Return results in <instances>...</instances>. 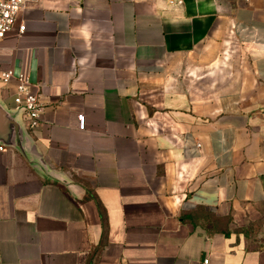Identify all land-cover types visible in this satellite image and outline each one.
Here are the masks:
<instances>
[{"label": "crops", "instance_id": "crops-1", "mask_svg": "<svg viewBox=\"0 0 264 264\" xmlns=\"http://www.w3.org/2000/svg\"><path fill=\"white\" fill-rule=\"evenodd\" d=\"M24 4L52 178L0 145V264H264V0Z\"/></svg>", "mask_w": 264, "mask_h": 264}, {"label": "built area", "instance_id": "built-area-1", "mask_svg": "<svg viewBox=\"0 0 264 264\" xmlns=\"http://www.w3.org/2000/svg\"><path fill=\"white\" fill-rule=\"evenodd\" d=\"M26 0H0V41L3 40L16 26L17 17L24 8ZM19 34L24 33L25 25L17 26ZM12 78L17 80L14 102L20 121L26 131L33 130L40 124V119L44 113V105L40 101L39 95L32 91V84L23 74L15 77L12 72L3 73L2 80L8 84ZM79 129L85 128V116H78ZM207 263L206 261L204 262Z\"/></svg>", "mask_w": 264, "mask_h": 264}, {"label": "water", "instance_id": "water-1", "mask_svg": "<svg viewBox=\"0 0 264 264\" xmlns=\"http://www.w3.org/2000/svg\"><path fill=\"white\" fill-rule=\"evenodd\" d=\"M31 141L20 121L18 112L9 110L0 101V145L17 152L35 172L44 173L52 178L44 160L35 153Z\"/></svg>", "mask_w": 264, "mask_h": 264}]
</instances>
